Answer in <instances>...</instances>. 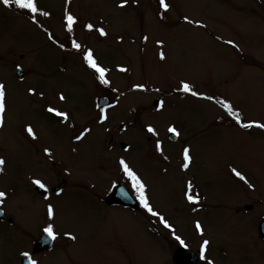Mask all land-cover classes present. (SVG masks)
<instances>
[{
  "label": "rangeland",
  "instance_id": "374dc122",
  "mask_svg": "<svg viewBox=\"0 0 264 264\" xmlns=\"http://www.w3.org/2000/svg\"><path fill=\"white\" fill-rule=\"evenodd\" d=\"M121 2L71 0L68 5L66 0H38L42 9L52 13L50 19H39L63 42L66 34L61 19L65 8L70 7L79 21L76 39L91 47L98 62L110 69L108 79L119 89L117 109L134 107L137 118L146 110L140 122L153 125L159 135L153 136V144H147L138 134L141 125L136 127L138 132L127 133L129 151L125 159L134 163L138 171L145 172L148 197L154 209L172 221L175 209L184 204L182 196L189 179H195L201 190H212L209 199L213 210L215 205H227L224 199L227 193L231 204L239 194L245 197L241 206L257 202L264 205V131L254 128L241 131L230 126L234 124L230 118H225L229 126H220L215 121L224 116L218 104L175 91L181 80L187 81L198 92L231 101L242 111L246 122H264V0H166L170 4L167 13L159 7L158 0H127L123 8L119 7ZM184 16L201 21L205 27L186 23ZM87 23L105 28L108 35L89 33L84 28ZM144 36L149 39L145 41ZM227 40L234 41L238 48L226 44ZM157 41L163 42L162 48ZM55 47L27 15L0 4V81L7 86L8 108V118L0 131L3 148L0 157L6 161L4 172L0 173V190L9 194V183L15 185L17 193L10 198V211L25 226L31 222L39 227L47 220L44 212L33 207H20L21 211L16 212L19 209L16 206L32 202L22 196L19 178L34 171L22 158L23 145L28 142L23 136H27L25 129L30 124L28 86L39 90L41 83L37 77L18 83L11 69L14 62L20 61V55L24 67L37 56L40 61L35 68L43 73L44 54L37 53ZM160 51L166 55L164 61L159 59ZM55 55L61 57L60 53ZM55 60L52 55L53 67ZM120 67L128 71L120 72ZM93 82L88 74L80 77L79 73L73 76L57 74L55 70L47 80L51 95L65 94L63 106L79 127L87 124L86 116H94L92 106L84 103L93 92ZM136 84H144L147 91L134 90ZM157 88L159 92L155 91ZM161 99L166 106L157 112L153 102ZM91 125L96 126L94 122ZM170 125L181 133L176 141L164 135ZM50 127L52 130L46 131L35 126L39 137L36 145L46 146L50 142L47 147L57 164L51 168L50 176L54 170L65 169L70 161L79 160L76 168L79 186L66 198L52 202L57 210L56 230L71 232L77 239L72 241L61 235L57 239L58 249L41 257L39 264H170V255L161 250L165 242L146 236L144 228L136 224L141 221L139 216H128L132 222L125 224L111 217L110 212H104L100 197L109 178L101 157L105 147L100 142L101 134L96 141L90 137L91 142L85 140L76 146L63 138L57 139L56 134L64 131L65 126L52 123ZM115 128L118 130L117 126L110 130ZM91 129L95 135L99 132V128ZM157 140L162 142L168 159L162 160L155 152ZM184 147L190 149L192 163L183 172L179 164ZM149 149L153 153H147ZM232 168L240 171L253 187L236 177ZM36 201L34 197L33 203ZM263 215L264 211L254 218L213 214L211 221L203 224V233L205 239L211 240L209 249L214 260L222 253L227 264H264V241L256 239L257 220ZM34 237L26 229L16 231L0 224V264H18L21 252L30 253Z\"/></svg>",
  "mask_w": 264,
  "mask_h": 264
},
{
  "label": "flooded vegetation",
  "instance_id": "af4514ba",
  "mask_svg": "<svg viewBox=\"0 0 264 264\" xmlns=\"http://www.w3.org/2000/svg\"><path fill=\"white\" fill-rule=\"evenodd\" d=\"M65 41V39H64ZM60 53L61 57L55 55V53ZM38 54H44L45 58V70L42 73L38 69L36 70L35 65L40 61L38 57L35 56L31 61H29L26 67L22 66L23 55H20V61L14 62L12 65V76L14 75V69L19 68L23 72L22 79H17L14 76V80L18 83H22L27 80L28 77H37L38 82L41 83L40 89L37 90L34 86H28L29 88H33L36 91V95H29V102L31 106V113H30V125L33 127L35 132V126H39L42 129L48 131L52 130L50 125L57 124L60 126H65V130L56 134L57 139L62 141V138L65 139L66 142H71L73 145L81 144L86 140V142H91L90 137L93 138V141H96V137L98 134H101L102 138H100V142H102L105 147L103 153H101V157H104V170L109 178V182L105 184L104 191L102 196L100 197V203L104 208V212H110L111 217H115L123 223H131L132 221L128 220V216L131 218L132 216H139L141 221L136 224L141 225V229L145 230L146 236H151L153 239L163 240L166 245L161 246V250L168 252L170 255V264H206L207 260L214 261V264H227L225 261L226 258L220 253L217 255V259L210 255V244L205 252L206 259H201L200 250L205 240L204 233L203 235L196 229V223L199 222L204 227V223H208L211 221V217L213 214L220 213L221 216L231 214L233 218L238 217L239 215H250L253 218L264 211V205L257 202V205L253 204H242L240 205V201L245 200V197L240 196L237 194L235 198L234 204H231L232 199L227 193L224 197L225 202L227 205H215L213 210V205L210 204V189H202L199 186V183L195 180H187L192 181L193 183V195L199 196V203L197 204H190L187 199L185 193L182 196V200L184 204L180 207V209H175L173 220L169 221V223L173 226L175 230V234L179 235L183 241L185 242L183 245L176 241L173 237V232L170 229L164 228V226L159 222L157 217H152L147 214L142 206L140 205L139 199L135 193V191L131 187V181L124 176L123 172L121 171L118 161L121 157L125 159V153L129 151V144L126 142V135L129 132H139V136L145 141L147 144H153V136L147 133L146 126L148 124L142 125L140 122L141 116L146 112L143 111V114L139 118L137 115L134 116L137 112L135 109L134 113H131V110L128 109H117V97L116 92L112 91L115 89V85L111 82V87H105L98 84L95 80V77L92 74V71L88 69L85 65L82 64L81 58L79 55L75 54L72 50H61L58 47H55V50H46L44 52L39 51ZM50 58H46L48 56ZM52 55L56 58L54 61L55 66L53 67L52 62ZM100 63V62H99ZM101 64V63H100ZM102 65V64H101ZM103 66V65H102ZM55 70L57 74H70V75H80L88 74L89 76L93 77V92L88 94L84 99V103H87V106H92V110L94 112V116H86V120L82 127L76 123L75 119L72 116L69 122L64 123L60 117H55L52 114L46 111L47 107L52 106L59 108L61 111H68L66 107L63 106L64 102H61L58 99L59 94L53 93L50 94V86L47 84V80L51 78L52 72ZM10 72V73H11ZM1 82V81H0ZM40 93H43V96H40ZM107 100L108 104H116V107L108 108V116L109 119L101 125L97 121V114L98 109L95 107V104L101 100ZM78 100V99H77ZM72 100V101H77ZM120 101V100H119ZM120 112V114H117ZM222 112V111H221ZM222 115V114H221ZM7 113H6V117ZM91 122H94L96 126L91 125ZM217 122V121H215ZM141 125V126H140ZM114 126L118 127L115 129L110 130ZM140 126V127H139ZM85 127L91 129V127L99 128V132L96 135L91 131L90 134L83 141H77L75 136L82 131ZM139 127V130L136 129ZM167 128H165V136L169 138L170 133H168ZM238 128V127H236ZM2 128H0L1 131ZM239 129V128H238ZM240 130V129H239ZM242 131V130H241ZM121 133V134H118ZM37 139H39L38 135L36 134ZM24 138L28 139V142L23 145V153L22 158L26 159L29 165L33 168L32 173H24V177L19 178V181L22 182V196L26 197L27 199L32 200L28 201L26 205H18L16 208H19L16 212H20V207L22 208H31L39 210V212H44L46 217V204L48 201L45 200V196H49L51 198V202L61 200L62 198H66L68 194L71 193L76 187L79 186L80 181L77 179L76 168L79 163V160L70 161L68 166L61 171L54 170L53 175L50 176L51 168H56L57 164L53 160L52 156L48 157L44 154V149L49 148L50 142L47 143L46 146H38L36 145V140H32L31 137L23 136ZM156 144V143H155ZM124 146V147H123ZM43 147V149H41ZM155 148V147H154ZM3 150V148H0ZM1 151V150H0ZM62 152V151H61ZM110 153L111 155H105L104 153ZM157 154H159L162 160L165 156V151L163 155L155 150ZM147 153H153V150L149 149ZM181 162H183L182 152H180ZM56 159V156L54 157ZM129 165L140 175L144 183L146 184V193L148 195L149 192V185L147 184L145 178V172H140L136 169L134 163L130 160L125 159ZM180 162L179 168L181 167L182 163ZM75 163V164H73ZM192 163V162H191ZM60 164H63V152H62V161ZM73 164V167H69V165ZM65 166V165H64ZM191 166V164H190ZM189 166V168H190ZM147 167V166H146ZM183 170V168L181 167ZM185 170H183L184 172ZM32 179H41L48 188V191L45 192L43 189H39L38 187L34 186L31 183ZM119 187V193H125V191L133 198L137 203V209H133L131 207H126L122 205L120 202L121 200L119 197H114V203H107L106 197L116 188ZM7 190H9V194L4 202L3 205H0V212L2 213V218L0 219V224L10 227L16 231H20L22 229H26L31 231L35 234L31 242L30 248V255L33 259L39 260L41 257L46 256L50 252L56 251L59 247V241H52L46 235H44L41 231L42 227L45 225L43 223L41 226L36 227V224H32L31 222H26V226L20 223V220L14 214H11L10 206L11 200L10 198L17 193L16 187L13 183H9ZM62 190V195L57 197L56 193ZM3 191V190H0ZM5 192V191H4ZM36 197L38 201L33 203V198ZM241 197V198H240ZM20 199V198H19ZM23 199V198H22ZM20 199V200H22ZM117 199V200H116ZM258 200V199H256ZM118 201V202H117ZM259 201V200H258ZM38 203V204H37ZM218 207L222 208V210H218ZM260 208V209H259ZM225 209V210H224ZM241 209V210H240ZM264 220V215L258 218L257 226H256V239L259 241H264V237H260L259 235V224L261 221ZM234 223V222H233ZM235 224V223H234ZM204 232V229H203ZM45 238L47 241L50 242V247H43V248H36L37 251H34L35 244L41 239ZM207 240L211 241L209 238ZM177 253V254H176ZM176 254V257L174 256ZM215 256V255H213ZM175 257V258H174ZM237 260V259H235ZM18 264H27V260L23 257H20Z\"/></svg>",
  "mask_w": 264,
  "mask_h": 264
},
{
  "label": "snow or ice",
  "instance_id": "6c2138e0",
  "mask_svg": "<svg viewBox=\"0 0 264 264\" xmlns=\"http://www.w3.org/2000/svg\"><path fill=\"white\" fill-rule=\"evenodd\" d=\"M66 3L68 5L71 4V0H66ZM0 4H2L5 8H15L21 12L22 15H27L30 19L31 24L35 25L37 28L41 29L49 42H51L52 45L58 47L61 50H72L75 54L79 55L81 58V62L83 65H85L88 69L92 71L93 76L95 77V80L98 82L99 85L105 86V87H111V81L108 79V73L110 72V69H108L105 66H102L94 53V50L91 47H87L86 44L79 42L76 39L75 36V30L76 26L78 25L79 21L78 18L72 13L70 10V7L65 8L63 12V16L61 19V23L63 25V29L65 31V41H61L49 28L45 27L44 24L41 23L40 17L47 19H50L52 16V13L48 10L42 9L39 6L38 0H0ZM127 4V0H122L119 7L123 8ZM159 7L164 10L165 13L168 12L170 8V4L166 2V0H158ZM183 20L188 24H195L197 27L204 28L205 25L201 21H194L189 19V17L184 16ZM84 28L89 32L96 31L99 36L106 37L108 35L107 31L103 27L94 28V25L92 23H87L84 25ZM143 39L147 41L149 38L147 36H144ZM226 44L231 45L233 48H238V45L235 44L232 40L225 41ZM157 44L162 48L163 42L157 41ZM159 59L161 61H164L166 59V55L164 51L159 52ZM120 72H127L128 69L120 67L118 69ZM134 90L138 91H147V88L144 84H136L133 86ZM114 92H119V89H112ZM155 91L159 92L160 89L157 88ZM175 91L183 93L185 95H190L193 98H196L198 100H204L209 101L215 104H218L227 114L229 118H231L234 123L242 128V129H259L261 131H264V122H260L257 120H251V121H245L242 111L238 108L234 107L233 103L229 101L228 99H218L215 96L212 95H206L201 92H198L194 90V86L184 80H181L179 82L178 88L175 89ZM29 95H36V91L33 88L28 89ZM40 96H43V93H40ZM58 99L61 102H65L67 97L63 92H61L58 96ZM119 103V100L117 99V104ZM165 101L159 100L156 111L162 112L165 109ZM95 107L98 109L97 114V121L103 125L108 119V108L109 107H116V104L109 105L108 102L105 100L103 103L97 102L95 104ZM7 86L3 82H0V128H3L5 125V117L7 113ZM46 111L50 114H52L55 117H60L62 119V122L67 123L71 119L69 116V113L67 111H61L59 108L49 106L47 107ZM147 133L151 134L152 136H158L159 133L157 132L156 128L148 124L146 126ZM27 135L31 137L32 140H36L37 136L36 133L33 130V127L29 124L25 129ZM92 129L85 127L82 131H80L76 136L75 139L77 141H83L88 134H90ZM168 133L172 134L174 137H179L181 133L177 130V128L174 125H170L167 128ZM155 150L159 152L161 155H163L164 148L163 144L160 140L156 141L155 144ZM73 151H76V149H73ZM44 154L48 157L52 156V152L50 149L45 148ZM182 157L183 162L181 167L183 170L187 171L189 169V166L192 161V157L190 155V149L188 147H184L182 149ZM164 159H168L167 156H164ZM6 164V161L3 157H0V173L4 172V166ZM119 167L121 171L123 172L124 176L127 177L128 180L131 181V187L135 191L140 205L144 209V211L149 214L152 217H157L159 222L164 226L166 229H170L173 232V237L176 241H178L180 244H184L185 242L183 239L175 234V230L173 229V226L169 223V221L161 215L158 211H156L153 207V205L150 203L149 197L146 193V184L140 177V175L129 165V163L121 157L118 161ZM231 172L238 177L241 181H243L245 184L248 185L249 188H252L253 185L246 179V177L238 171L236 168H232ZM31 183L38 187L39 189H43L45 192L48 191L47 186L41 179H32ZM62 195V190L56 193V196L59 197ZM186 199L190 204H197L199 203V196L193 195V183L192 181L187 182V188H186ZM8 194L4 191H0V205H3ZM45 200L48 201L46 204V223L42 227L41 231L44 235H46L50 240L56 241L61 235L66 236L69 240L75 241L77 237L73 235L71 232H64L60 233L56 230V219H57V210L54 203L51 202V198L49 196H45ZM196 229L200 232L201 235H203V228L199 222L196 223ZM46 243V241H45ZM210 244V241L205 239L203 240L201 250H200V256L201 259H206L205 252ZM21 257L27 260V264H39V261L32 258V256L27 252H21ZM206 264H214V261L207 260Z\"/></svg>",
  "mask_w": 264,
  "mask_h": 264
},
{
  "label": "water",
  "instance_id": "95a60500",
  "mask_svg": "<svg viewBox=\"0 0 264 264\" xmlns=\"http://www.w3.org/2000/svg\"><path fill=\"white\" fill-rule=\"evenodd\" d=\"M14 74L18 79H22L23 77V72L16 68L14 70ZM105 100H100L98 102L103 103ZM154 105H157V101L154 102ZM135 110L132 109L131 113H134ZM171 139L175 140L176 138L174 136H171ZM124 147V146H123ZM114 197H119V199L121 200V204L126 206V207H131L133 209H137V204L134 202V200L131 199V197L128 195V193L125 191V193H119V187H116L114 189V191L106 197V202L107 203H114ZM117 200V199H116ZM118 202V201H117ZM0 219L2 218V214L0 213ZM259 235L260 237H264V220L261 221V223L259 224ZM46 241V243H45ZM50 242H48L45 238H41L34 246V251H37V247L38 248H43V247H50ZM177 254V253H176ZM176 254L174 255L176 257ZM174 257V258H175Z\"/></svg>",
  "mask_w": 264,
  "mask_h": 264
},
{
  "label": "trees",
  "instance_id": "16d2710c",
  "mask_svg": "<svg viewBox=\"0 0 264 264\" xmlns=\"http://www.w3.org/2000/svg\"><path fill=\"white\" fill-rule=\"evenodd\" d=\"M11 9H15L14 7L13 8H11ZM16 10V12H18L19 10H17V9H15ZM220 122H222V123H226V121L225 120H220Z\"/></svg>",
  "mask_w": 264,
  "mask_h": 264
}]
</instances>
